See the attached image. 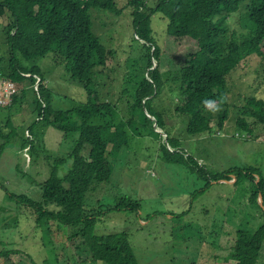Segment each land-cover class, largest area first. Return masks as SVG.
<instances>
[{
	"label": "trees",
	"instance_id": "obj_1",
	"mask_svg": "<svg viewBox=\"0 0 264 264\" xmlns=\"http://www.w3.org/2000/svg\"><path fill=\"white\" fill-rule=\"evenodd\" d=\"M128 3L132 7L134 38L138 44H130L135 47V55L127 59L125 90L114 102L102 98L98 76L115 51L109 49L94 30L97 24L92 11L118 16L123 8H119L117 0H0V19L7 22L0 44V79L21 86L13 103L29 97L37 109V123L54 126L63 137L77 135L72 150L49 164V176L38 183L39 198L9 190L1 178L0 188L5 190L9 200L17 203L18 213H27L25 223L32 228L30 231L24 228L27 231L47 230L46 235H49L56 223L66 229L70 239H80L81 247L93 261L140 264L127 230L100 232L97 229L105 211H139V200L122 194L114 205L99 202L91 206L88 194L91 193L89 201L93 202L97 186L112 178L114 165L109 161L112 156L125 152L133 137L154 134L160 141L159 149L165 154L162 156L164 164L178 168L184 165L200 181V187L191 193L192 199L217 183L236 185L248 180L255 185L250 200L263 212L259 216L262 221L253 231L248 227L237 228L230 259L236 264H258L264 253V174L255 165L215 170L183 151L180 145L186 138L211 135L216 128H224L230 110L235 108L230 101L229 75L248 56L264 57L260 47L264 40V0H157L155 6H149L146 0H128ZM156 12L167 18V32L175 41L184 37L196 41L197 49L187 53L182 61L167 55L162 59V49L151 25ZM235 13H240L239 29L230 25ZM49 54L56 63L63 64L69 77L85 90V103L68 109L54 106L59 95L46 83L39 64V60ZM160 65L173 69L164 71L167 81L162 78ZM166 82L176 84L179 99L174 110L184 124L182 138L174 134V125L168 123L165 112L152 105L147 107L162 93ZM262 84L264 63L259 85ZM240 105L236 127L253 135L252 129L264 124V98L251 96ZM155 123L164 130L165 136L156 131ZM26 131L28 134L20 143V149L29 147L27 157L34 163L38 149L31 130ZM247 134L239 131V136L244 138L249 137ZM14 137V133L4 136L0 154ZM123 146L126 149L122 150ZM61 169L66 170L64 176L59 174ZM260 195L262 203L258 200ZM2 207L0 209L4 210ZM5 245L0 249L4 264H33L25 258L15 262L12 254L19 251L4 248Z\"/></svg>",
	"mask_w": 264,
	"mask_h": 264
},
{
	"label": "rangeland",
	"instance_id": "obj_2",
	"mask_svg": "<svg viewBox=\"0 0 264 264\" xmlns=\"http://www.w3.org/2000/svg\"><path fill=\"white\" fill-rule=\"evenodd\" d=\"M146 1L149 6H155L157 2ZM117 2L119 8H123L118 16L96 9L92 11L97 24H94V30L105 45L115 51L98 76L102 98L114 102L125 90L123 78L127 59L135 55V47L132 48L130 44H138L134 38L132 7L128 0ZM242 11L245 12V9ZM239 19L240 13H235L230 19L233 29L240 28ZM6 23V19H0V44L3 43ZM151 25L162 49V59L167 55L182 61L187 53L197 49L196 41L188 37L177 41L170 37L167 32L168 20L162 13L156 12L152 16ZM260 47L264 55V40ZM263 63L264 57L253 54L232 71L228 77V88L230 101L235 108L230 110L224 128H216L211 135L186 138L180 145L183 151L200 158V162L215 170L255 165L264 174V124L252 129L254 137L236 127L240 104L246 103V98L251 96L264 98V84L259 85ZM39 64L47 78L46 83L59 95L54 102L56 108L68 109L87 101L85 90L69 77L63 64L54 61L52 54L40 59ZM166 69L160 65L162 78L165 77V70H173L168 65ZM167 79L165 77L163 80ZM9 83L14 84V90L8 88L4 91ZM38 83L39 80L36 85ZM258 87L260 89L256 90ZM20 90L21 86L15 82L0 79V102L5 103L0 105V144L5 140V135L14 133L15 136L11 145L0 154V178L9 190L37 199L41 195L38 183L49 176V164L72 150L77 135L63 137L54 126L37 123V109L31 98L13 103ZM178 99L176 84L166 82L162 93L147 107L152 105L165 112L167 122L174 125V134L182 138L184 124L174 110ZM155 126L156 131L165 136L164 130L157 128L156 123ZM27 129L31 130L38 149L34 163L27 159L29 147L20 149V143L28 134ZM237 130L249 137L237 136ZM157 138L154 134L133 137L127 149L123 146L125 152H119L109 159L114 165L113 176L108 182L97 186L91 199L93 202L89 201L91 193L88 194V205L95 206L99 202L105 206L114 205L123 194L139 200L141 208L139 211H105L97 223V229L100 232L127 230L140 264H236L230 258L237 228L248 227L253 231L262 221L259 216L263 212L257 203L250 200L255 185L248 180L236 185L232 182L217 183L192 199L191 193L200 187V181L184 165L179 168L166 166L162 159L165 154L159 149L160 141ZM65 173V169L59 171L62 176ZM0 206H4V210L0 209V249L4 243V248L17 249L19 253L12 254L15 262L25 258L33 264H105L93 261L91 255L81 247L80 239H70L66 229L58 227L56 223H53L49 235H46L47 230L29 232L32 228L25 223L27 213H18L17 203L8 199L3 188H0ZM1 216L6 217L2 220ZM24 228H29V231ZM262 258L258 264H264V253ZM0 260V264H4V258Z\"/></svg>",
	"mask_w": 264,
	"mask_h": 264
},
{
	"label": "bare ground",
	"instance_id": "obj_3",
	"mask_svg": "<svg viewBox=\"0 0 264 264\" xmlns=\"http://www.w3.org/2000/svg\"><path fill=\"white\" fill-rule=\"evenodd\" d=\"M38 80H40L39 78H38ZM11 84H13V83H9V89H11V90H14V84H13V86H11ZM1 103V105H5V103L4 102H0ZM165 133V132H164ZM30 154H27V156H29ZM29 159V158H28ZM230 181V180H229ZM214 182V181H213ZM225 182V181H224Z\"/></svg>",
	"mask_w": 264,
	"mask_h": 264
},
{
	"label": "clouds",
	"instance_id": "obj_4",
	"mask_svg": "<svg viewBox=\"0 0 264 264\" xmlns=\"http://www.w3.org/2000/svg\"><path fill=\"white\" fill-rule=\"evenodd\" d=\"M237 136H239V133H236ZM259 199L261 200V203H262V197L260 195Z\"/></svg>",
	"mask_w": 264,
	"mask_h": 264
},
{
	"label": "built area",
	"instance_id": "obj_5",
	"mask_svg": "<svg viewBox=\"0 0 264 264\" xmlns=\"http://www.w3.org/2000/svg\"><path fill=\"white\" fill-rule=\"evenodd\" d=\"M9 87H5L3 90L5 91V90H7Z\"/></svg>",
	"mask_w": 264,
	"mask_h": 264
}]
</instances>
